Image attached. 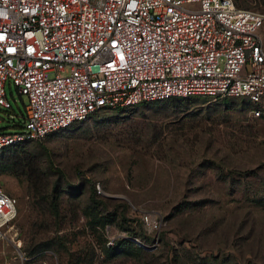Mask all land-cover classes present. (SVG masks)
<instances>
[{
    "label": "rangeland",
    "instance_id": "374dc122",
    "mask_svg": "<svg viewBox=\"0 0 264 264\" xmlns=\"http://www.w3.org/2000/svg\"><path fill=\"white\" fill-rule=\"evenodd\" d=\"M234 2L264 12V0ZM5 90L15 114L0 106L2 130L24 122L26 102ZM173 99L98 110L2 151L0 186L18 200L8 234L20 245L0 241V264H264V113L246 98ZM141 210L164 224L147 231ZM106 236L113 247L99 254Z\"/></svg>",
    "mask_w": 264,
    "mask_h": 264
},
{
    "label": "built area",
    "instance_id": "2783aa9c",
    "mask_svg": "<svg viewBox=\"0 0 264 264\" xmlns=\"http://www.w3.org/2000/svg\"><path fill=\"white\" fill-rule=\"evenodd\" d=\"M263 25L264 12L234 0H0V106H10L7 82L26 96L24 122L0 130V148L40 140L97 110L175 96L245 97L259 116ZM95 189L103 194L99 183ZM17 203L0 186V241L19 250L8 234ZM139 217L149 232L165 222L157 210ZM113 244L106 236L96 251Z\"/></svg>",
    "mask_w": 264,
    "mask_h": 264
},
{
    "label": "trees",
    "instance_id": "16d2710c",
    "mask_svg": "<svg viewBox=\"0 0 264 264\" xmlns=\"http://www.w3.org/2000/svg\"><path fill=\"white\" fill-rule=\"evenodd\" d=\"M235 3V2H234ZM236 4V3H235ZM238 6V5H237ZM241 7V6H240ZM191 96H202V95H191ZM178 97H184V96H175V97H170V98H167V99H160L159 101H164V102H167V103H170V104H172V105H175L176 106V104L178 105V103H179V100L178 99H173V98H178ZM187 97V96H186ZM202 97H210V96H202ZM221 98H224V97H221ZM239 98H245V97H239ZM170 99V100H169ZM249 102H251L248 98H246ZM167 100V101H166ZM207 99H205V101H206ZM152 101H154V100H152ZM143 102H148V101H142V103ZM223 102V101H222ZM217 103H219V102H217ZM224 104H227V102L225 101V102H223ZM219 107V105H217L216 103H212V104H203V106L202 107H200V108H197V110L199 111V112H202V111H207V112H210V110H214V109H216V108H218ZM104 109H108V108H104ZM5 112H6V114L8 115V116H10V114L11 113H14L15 114V112H14V110H13V108H12V106H11V104H10V106L8 107V108H6V109H3ZM102 110V109H101ZM98 111V110H97ZM24 113H25V109H24ZM94 113V112H93ZM21 114L24 116V114H23V112H21ZM91 115V114H90ZM89 115V116H90ZM88 116V117H89ZM87 117V118H88ZM86 119V118H85ZM82 120H84V119H82ZM77 121H81V120H77ZM74 122H76V121H74ZM72 124V123H71ZM20 126H22V124L21 123H16V124H14L13 125V128H11V129H15V128H18V127H20ZM69 126V125H68ZM67 127V126H66ZM65 128V127H64ZM63 129V128H62ZM0 130H2V129H0ZM60 130V129H59ZM55 132V131H54ZM51 133H53V132H51ZM51 133H49V134H51ZM48 134V135H49ZM46 137V136H45ZM43 139V138H42ZM41 140V139H40ZM33 140H31V141H24V142H22L21 144H25L26 142H32ZM21 144H19V145H15V146H9V147H4V148H0V153L2 152V151H4V150H6V149H9V148H14V147H18V146H20ZM58 171L59 172H61V169H58ZM56 183H53V186H52V189L53 190H55V188H56ZM92 191H93V194L94 195H100V194H98L97 192H96V189H95V184L93 183V185H92ZM128 242H131V243H134L133 241H131V240H127ZM136 244V243H135ZM111 247H113V245L112 246H110V247H104V248H111ZM139 247H141V246H139ZM145 249V248H144ZM148 250V249H147Z\"/></svg>",
    "mask_w": 264,
    "mask_h": 264
}]
</instances>
